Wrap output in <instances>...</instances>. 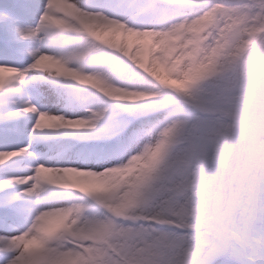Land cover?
<instances>
[{
	"label": "snow or ice",
	"instance_id": "6c2138e0",
	"mask_svg": "<svg viewBox=\"0 0 264 264\" xmlns=\"http://www.w3.org/2000/svg\"><path fill=\"white\" fill-rule=\"evenodd\" d=\"M0 264H264V0H0Z\"/></svg>",
	"mask_w": 264,
	"mask_h": 264
},
{
	"label": "rangeland",
	"instance_id": "374dc122",
	"mask_svg": "<svg viewBox=\"0 0 264 264\" xmlns=\"http://www.w3.org/2000/svg\"><path fill=\"white\" fill-rule=\"evenodd\" d=\"M118 39H119V37H118Z\"/></svg>",
	"mask_w": 264,
	"mask_h": 264
},
{
	"label": "trees",
	"instance_id": "16d2710c",
	"mask_svg": "<svg viewBox=\"0 0 264 264\" xmlns=\"http://www.w3.org/2000/svg\"><path fill=\"white\" fill-rule=\"evenodd\" d=\"M118 39V38H117Z\"/></svg>",
	"mask_w": 264,
	"mask_h": 264
}]
</instances>
